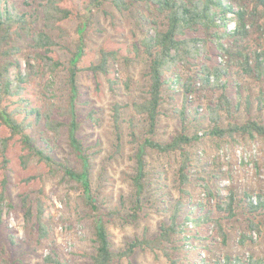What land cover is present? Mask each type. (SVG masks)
Masks as SVG:
<instances>
[{
  "label": "trees",
  "instance_id": "16d2710c",
  "mask_svg": "<svg viewBox=\"0 0 264 264\" xmlns=\"http://www.w3.org/2000/svg\"><path fill=\"white\" fill-rule=\"evenodd\" d=\"M64 1L0 0V127L4 126L9 131V136L0 140V224H3L2 215L8 202V149L10 142L19 137L23 168L35 159L51 174L61 173L63 180L78 193L77 201L83 210V218L91 222L93 230L94 252L90 256V264L121 262L131 258L137 250L159 251L170 264H180L182 259L179 255L183 246L179 245L177 237L184 234V228L193 223L195 227L212 229L224 245L228 236L222 220L233 219L239 205L249 215L246 233L242 234L240 243L252 241L250 233L260 232V224L255 217L264 215V193L253 199L250 193L239 198L230 191L224 197L219 187L205 184L206 198L194 206L197 211L195 218L191 212L183 215L187 205L178 200L170 212V222L163 223L155 236L136 238L121 251L113 249L105 215L101 213L99 191L92 185V153L79 137L84 122L79 114L78 75L87 70L107 76L112 63L120 59L129 63L131 59L123 56L120 50L101 49L96 63L81 68L79 63L86 54L91 16L83 17L65 7ZM106 1H110L120 12L140 6L142 22L153 26L134 49L137 57L143 56L148 61L146 95L132 105L135 114L143 118L145 126L141 140L137 139L134 130L130 132L132 142L137 144L135 174L131 178L135 202L130 213L122 216L126 223H135L145 205L143 197L149 177L146 157L149 152L177 155L175 179L182 197L188 196L186 186L193 167L190 147L199 140L197 134L189 133L188 120L192 116L197 119L199 115L198 107L194 108V103H199L198 99L205 102L204 116L211 124L205 135L231 140L237 137L264 139V0H90V4L101 9ZM73 17L78 21L74 50L71 51L68 66L64 67L53 54L55 48L65 49V46L53 35L56 34L59 39L70 37L64 24ZM156 18H161L160 23ZM231 23L234 27L230 29ZM16 39L28 40L29 44L24 55V72L21 71L19 49L14 46ZM212 57H219L220 60L216 62ZM60 68L66 71L63 102L51 99L43 108L33 106L23 94L24 84L47 72L55 74ZM179 71H184L186 75L181 77ZM179 77L183 78L180 83L183 102L177 112L180 127L169 141L160 142L156 140V133L161 106L165 101L164 91ZM242 81H252L257 85L255 101L260 117L240 123L235 116L242 105ZM54 84L52 82V86ZM234 87L235 91L230 92ZM223 115L228 118L225 126L222 125ZM120 118L121 107L116 105L113 109L116 125ZM34 121L42 123L45 132L55 138L65 132L73 162L57 160L48 139L30 134ZM117 137L120 138L119 135ZM41 196L40 193L34 199L29 194L21 197L24 227L35 233L39 241L49 235L44 219L45 203ZM192 208L189 210L192 211ZM109 214L121 217L119 211ZM44 263L68 264L55 253L47 255ZM4 264L16 262L5 259ZM190 264H264V258L225 256L209 261L200 257Z\"/></svg>",
  "mask_w": 264,
  "mask_h": 264
},
{
  "label": "rangeland",
  "instance_id": "374dc122",
  "mask_svg": "<svg viewBox=\"0 0 264 264\" xmlns=\"http://www.w3.org/2000/svg\"><path fill=\"white\" fill-rule=\"evenodd\" d=\"M64 6L83 17L91 16L86 54L79 63L81 68L96 63L101 49L120 50L123 56L131 59L129 63L122 59L112 63L107 76L87 70L78 75L79 114L84 122L79 137L92 153V185L99 191L101 213L105 215L115 251L124 250L136 238L155 236L163 223L170 222V212L178 200H183L187 205L183 215L191 212L195 218L197 211L194 206L206 198L203 189L205 184L219 187L224 197L230 191L239 198L250 193L253 199L259 193H264V139L237 137L231 140L205 135L211 124L204 116L205 102L198 99L199 103H194V108L198 107L199 115L197 119L192 116L188 120L189 133L199 136V140L190 147L193 167L190 182L186 186L188 196L182 197L175 179L177 155L149 152L146 157L149 177L143 197L145 205L137 222L126 223L122 216L130 213L135 202L131 178L135 174L134 154L137 144L132 142L130 132L134 130L137 139L141 140L145 129L143 118L135 114L132 105L146 95L148 86V61L143 56L137 57L134 49L153 26L142 22L140 12L143 11L140 6L125 12H120L110 1H106L101 9L93 7L90 0H65ZM155 20L160 23L161 18ZM77 26L78 21L73 17L64 24L70 37L59 39L56 34L53 35L65 46V49L55 48L53 54L64 67L68 66L71 51L74 50ZM229 28H233V23ZM28 45V40L24 39H16L14 42V46L19 49L22 72L25 70L24 55ZM213 60L218 62L220 58L214 57ZM65 74L66 71L60 68L55 74L47 72L42 77L34 78L24 84V96L39 108H43L51 99L63 102L66 95ZM179 74L181 77L186 75L184 71H179ZM181 77L166 86L164 91L165 101L161 106L156 133V140L160 142L169 141L180 127L177 112L183 102L180 93V83L183 82ZM52 82L55 83L53 86ZM240 84L242 105L235 116L236 121L243 123L250 118L259 119L255 101L257 85L252 81H242ZM235 89H230V92ZM116 105L121 107L118 125L113 120ZM227 122L228 118L223 115L222 125L225 126ZM29 132L37 138L48 139L57 160L73 162L65 132L55 138L45 132L42 123L37 124L35 121ZM7 136L8 129L1 126L0 140ZM21 154V143L19 137H16L8 149V202L2 215L3 224H0V264H4L5 259H12L16 264H45V257L51 253L68 264H90V256L94 252L93 230L91 222L83 218V210L77 201L78 193L63 180L61 173L51 174L47 167L35 159L30 161L27 168H23L20 163ZM1 179L2 176L0 182ZM40 193L45 203L44 219L49 235L47 239L39 241L35 233L24 227L21 197L29 194L34 199ZM111 211H119L121 217L110 215ZM248 217L244 207L239 205L233 219L222 220L228 236L224 245L212 229L195 227L189 223L184 228V234L177 237L179 245L183 246L179 255L182 259L180 264H190L200 257L209 261L225 256L264 258V215L255 217L260 224V232L250 233L252 241L240 243L242 234L246 233ZM208 243L210 246H207ZM114 264L170 262L159 251L137 250L131 258Z\"/></svg>",
  "mask_w": 264,
  "mask_h": 264
},
{
  "label": "built area",
  "instance_id": "2783aa9c",
  "mask_svg": "<svg viewBox=\"0 0 264 264\" xmlns=\"http://www.w3.org/2000/svg\"><path fill=\"white\" fill-rule=\"evenodd\" d=\"M233 27H234V24H233Z\"/></svg>",
  "mask_w": 264,
  "mask_h": 264
}]
</instances>
